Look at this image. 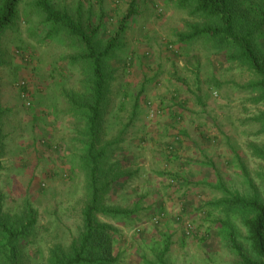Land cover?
Instances as JSON below:
<instances>
[{"label":"rangeland","instance_id":"obj_1","mask_svg":"<svg viewBox=\"0 0 264 264\" xmlns=\"http://www.w3.org/2000/svg\"><path fill=\"white\" fill-rule=\"evenodd\" d=\"M33 1L20 0L0 34V216L19 230L31 209L35 224L17 241L19 263L50 264L53 247L67 250L78 237L89 199L85 123L68 106L87 92L86 69L73 61L81 47L52 30ZM50 1L99 23V47L133 2L105 62L110 78L96 132V146L105 145L122 178L102 202L129 212L98 216L115 229L111 264H158L161 252L167 264H234L221 225L228 220L243 242L246 230L216 203L224 189L263 198L264 161L252 148L264 143L256 121L264 101L248 87L257 75L230 45L180 40L204 22L175 0ZM232 5L264 56V0Z\"/></svg>","mask_w":264,"mask_h":264},{"label":"trees","instance_id":"obj_2","mask_svg":"<svg viewBox=\"0 0 264 264\" xmlns=\"http://www.w3.org/2000/svg\"><path fill=\"white\" fill-rule=\"evenodd\" d=\"M181 6H191V16H197L204 24L192 25L190 31L178 35L182 41L195 37H209L222 45H230L234 59L246 66L257 75V79L248 84L249 88L260 90L256 101H264V56L256 49L252 41V31L244 30L241 20L233 8L232 0H175ZM20 0H0V34L11 22ZM34 7L50 24L51 29L66 32L69 39L75 41L81 51L73 57L74 62L81 61L84 65L87 92L77 98L68 100L72 107V115L85 123V145L83 161L86 165L89 185V199L82 209V230L67 250L55 246L50 250V264H111L117 258L113 255V226L99 220L98 216L115 217L129 212L116 207L105 206L102 202L104 193L121 181L120 169L108 164L105 145L96 146L98 126L102 115V107L110 78L106 67V59L117 47L122 38L124 22L132 15L133 2L129 4L118 30L110 37L103 47L98 46L97 35L99 23L93 24L90 18H81L79 13L71 14L67 10L54 8L50 0H34ZM242 27V28H241ZM207 37V38H208ZM208 39V40H210ZM19 88V87H18ZM25 89V85L19 88ZM1 116V111H0ZM256 121L260 122L264 132V112ZM1 140V126H0ZM252 155L264 161V143L254 145ZM121 165V164H120ZM1 170V167H0ZM264 183V170L262 172ZM224 197L216 205L222 208L226 219L231 213L237 215L246 230L245 243L239 239V233L228 220L221 225L222 233L229 251L234 256V264H264V193L263 198L254 192L246 197L239 192L224 189ZM1 201V200H0ZM1 207V205H0ZM35 213L28 209L25 221L19 230L14 229L0 216V264H20L18 259L17 241L27 235L35 224ZM161 252L157 256L158 264H167Z\"/></svg>","mask_w":264,"mask_h":264},{"label":"built area","instance_id":"obj_3","mask_svg":"<svg viewBox=\"0 0 264 264\" xmlns=\"http://www.w3.org/2000/svg\"><path fill=\"white\" fill-rule=\"evenodd\" d=\"M23 85H24V82L21 81V82H19V83L17 84V87L20 88V87H22ZM20 95H21L22 98L26 97V96H27V91H26L25 89L20 90ZM25 106H26V107L30 106V103L27 101V102L25 103ZM185 230H186V234H189V232H190V225H187V227H185Z\"/></svg>","mask_w":264,"mask_h":264},{"label":"crops","instance_id":"obj_4","mask_svg":"<svg viewBox=\"0 0 264 264\" xmlns=\"http://www.w3.org/2000/svg\"><path fill=\"white\" fill-rule=\"evenodd\" d=\"M168 130V131H167ZM167 134H172L173 133V129H171V128H167V127H165V130H164ZM169 144H171V142L169 143ZM172 147H174L173 145H172ZM174 150V149H173ZM175 151V150H174ZM171 167V166H170Z\"/></svg>","mask_w":264,"mask_h":264}]
</instances>
